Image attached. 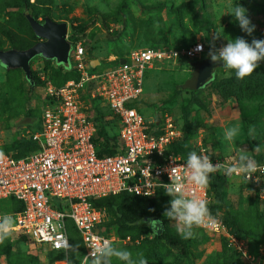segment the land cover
I'll use <instances>...</instances> for the list:
<instances>
[{
  "label": "rangeland",
  "instance_id": "374dc122",
  "mask_svg": "<svg viewBox=\"0 0 264 264\" xmlns=\"http://www.w3.org/2000/svg\"><path fill=\"white\" fill-rule=\"evenodd\" d=\"M235 4L247 9L255 25L252 35L244 32L235 18L228 15L230 6ZM24 11L38 22L49 18L66 23L68 42H81L86 58L98 61L99 70L107 68L112 57L137 48L204 43L208 51L200 59L164 62L147 72L138 109L148 120L163 112L172 115L184 125L192 151L203 149L211 157L237 158L241 148L248 154L258 153L250 148L253 142L264 155V61L259 62L256 72L242 80L237 79L234 72L218 66L210 81L200 88L193 87L198 68L210 60L208 53L213 46L219 49L237 37H243L250 44L253 39L264 40V0H0L1 51L14 49V46L27 49L39 42L33 37ZM87 22L84 35L71 36V26ZM216 35L221 38L216 39ZM57 67L70 71V67L55 61L33 58L30 84L22 70L0 66L2 143L7 145L15 139L18 144L20 131L41 115L45 107L46 83L59 85L65 80ZM232 85L237 87L236 94L221 96V93L227 94ZM244 86H248L249 94L253 95L247 97L248 89ZM246 119L255 122L246 126ZM236 124L240 125L241 133L229 146L224 140V130ZM217 185L222 201L216 212L243 231L241 236L250 258L228 251L219 236L194 229L196 235L191 239L189 264H264V236L261 235L264 220L257 222L250 213V205L257 198L255 191L235 177L225 176ZM258 207L264 214V207L260 204ZM165 218L177 233L175 223ZM140 233L133 242L135 247L127 245L131 241L120 247L134 255L142 252L148 264L181 262L178 250L153 238L145 229ZM63 261L51 262L46 250L18 234H13L0 246V264H63ZM114 264L121 262L114 261Z\"/></svg>",
  "mask_w": 264,
  "mask_h": 264
},
{
  "label": "built area",
  "instance_id": "2783aa9c",
  "mask_svg": "<svg viewBox=\"0 0 264 264\" xmlns=\"http://www.w3.org/2000/svg\"><path fill=\"white\" fill-rule=\"evenodd\" d=\"M197 45H203V51L197 52ZM207 51L202 42L137 48L123 57H112L107 68L95 70L81 42L71 43L68 67L77 73V78L60 87L47 82L41 115L20 131L19 141L31 143L35 150L16 158L17 149L6 153L0 140V216L8 213L15 217L13 234L46 251L64 253L58 244L65 237L70 243L73 227L81 240L83 256L100 238L110 239L116 246L126 245L131 241L129 237L119 239L114 234L99 233L108 217L92 201L121 193L154 197L164 192L160 183H171V168L182 177L189 196L207 200L211 209L214 199L208 188L201 190L188 182L184 168L187 160L171 149L183 139V125L166 112L148 120L138 109L147 72L164 62L200 59ZM94 102L100 103L110 112L108 118L117 122L116 154H97L93 142L96 127L89 112ZM202 151L208 155L203 149L195 152ZM209 157L214 165L221 163L225 167L237 162L235 157ZM257 164L264 165V161ZM216 174L226 176L224 169ZM230 177L239 178L253 189L264 207V174L258 171L250 181L242 174ZM16 203L21 204V209L14 207ZM218 218L216 229H197L219 236L227 248L249 259L245 240L232 233L220 215ZM82 261L83 257L80 264Z\"/></svg>",
  "mask_w": 264,
  "mask_h": 264
},
{
  "label": "clouds",
  "instance_id": "9594fccd",
  "mask_svg": "<svg viewBox=\"0 0 264 264\" xmlns=\"http://www.w3.org/2000/svg\"><path fill=\"white\" fill-rule=\"evenodd\" d=\"M228 15H232L239 23L240 28L248 35H252L255 31V25L252 24L248 17L247 9L235 4L231 5ZM220 39V35L215 36ZM197 52L203 51V45H197ZM208 56L213 64H220L229 73L234 72L237 79L250 77L259 67V62L264 61V40L253 39L251 44L243 37H237L235 40H229L227 44L216 49L214 46L209 51ZM252 129H250V134ZM241 133L239 124L224 130V140L229 146L233 143L236 137ZM255 152L260 151L257 146ZM3 153L0 152V158ZM185 168V177L195 187L203 190L207 189L210 184V175L224 169L226 176L243 175L246 180L250 181L258 171L264 174V165H259L248 154V151L241 148L237 162L231 166L225 167L221 163L213 164L209 155L203 151L197 154L192 151L188 154ZM171 183H160V187L164 189L166 195L171 197L170 207L166 208L164 215L175 222L177 233L184 240L195 238L194 229L203 228L207 230L216 229L219 224V213L213 215L208 201L196 197L189 196L186 191V185L182 182V177L177 174L175 168L169 170ZM16 220L12 214L5 213L0 216V244L5 240L10 239L13 235ZM158 223V222H154ZM58 247L64 249L66 259L63 264H71L67 254H79V245H72L67 238L62 239ZM90 252L83 256L82 264H114V261H119L121 264H148L147 258L142 252L135 255L124 248L115 246L110 239L100 238V242L89 246Z\"/></svg>",
  "mask_w": 264,
  "mask_h": 264
},
{
  "label": "trees",
  "instance_id": "16d2710c",
  "mask_svg": "<svg viewBox=\"0 0 264 264\" xmlns=\"http://www.w3.org/2000/svg\"><path fill=\"white\" fill-rule=\"evenodd\" d=\"M87 25L88 22L80 25L71 26L70 27L71 36L78 37L84 35ZM33 37L36 38L34 34ZM75 42L77 41H73L72 43ZM190 43H194V42H189L187 44ZM187 44H185L184 46H186ZM14 49L24 50L26 48L24 47L19 48L17 46H14ZM124 55L115 56V57H123ZM97 68L98 67H96L95 70ZM58 72L65 75V80L59 85H54L56 87L62 86L69 79L77 78V73L75 71H71V70L65 71L63 68H58ZM244 87L248 89L246 90L247 97L253 95V93L249 94L250 88L248 86H244ZM236 89H237L236 85H232L230 87V90H227L228 92L226 91L227 94L221 93V96L225 98L234 95L237 92ZM90 107L91 109L89 110V112L92 113V120L96 127V135L94 136L93 142L96 145L97 154L98 155L116 154L117 149L115 148L118 146V142H117L118 140H117L115 128L117 127V122L113 119L108 118L110 116V112L107 111L106 109H105L106 111H103L100 103L94 102ZM254 122H255L254 119L245 120L246 126L247 124H252ZM183 132H184L183 139L180 142L174 144L171 147V149L175 154L181 155L184 160H187L188 154L192 151V148L189 141L190 138L187 135L186 131L184 130V125H183ZM16 143L17 142H14L11 145H4L3 150L6 153H9L12 149H17V152L15 154L16 158L24 156L25 154L35 150V146L32 145L31 143L21 142V141H19L18 144ZM250 148L252 151L255 149V144L253 142H250ZM251 155L258 163L264 161V155L259 152L254 154L251 153ZM224 177L225 176L223 175L221 176L216 173L210 175V184L208 190L214 199V204L211 206L210 209L212 214H217L216 210L218 203L222 201V196L220 192L217 190L218 187L217 184L220 181H222ZM170 200L171 197L166 195L165 192H159L157 193L156 196L150 198L136 197L130 194L121 193L116 196H107L98 200H94L92 201V205L96 209L105 210L108 217L107 221L100 226L99 233L104 236H109L110 234H114L119 239H125L129 237L131 243L127 245H132L133 247H135L133 243L135 241V238H138L140 236L141 229H145L146 232L153 234V238L158 240H163L167 246L179 251L180 256L182 258L179 264H189L191 260L190 246L193 244V242L191 239L189 240L182 239L181 236L178 233L174 232L172 228L169 226L168 220L165 218L164 212L166 208L170 207ZM258 203H259L258 198H255V201L252 202L250 205V213L253 214L254 219H258L257 222L258 221L262 222L264 220V214L259 211L258 206L260 203L259 204ZM14 207L16 208L18 207L17 210H19L21 209V204L16 203L14 204ZM145 218L155 219L161 222L163 229L160 235H157L156 232L153 231L150 226L145 225L144 222ZM222 218L226 226L231 230V232L234 233L237 237L242 238L241 235L243 231L240 228H238L236 224L227 221L225 217ZM262 227L264 229V223ZM261 235L264 236V231L261 233ZM69 236H70V244L79 245V254L75 255L73 253H68L67 254L68 259L70 260L71 264H80L84 254V249L82 247L81 240L76 230L73 227L70 228ZM227 249L233 254L240 255L234 249H229V248ZM47 253L49 255V259L51 262L66 259V256L63 252L47 251ZM222 264H231V263H222Z\"/></svg>",
  "mask_w": 264,
  "mask_h": 264
},
{
  "label": "water",
  "instance_id": "95a60500",
  "mask_svg": "<svg viewBox=\"0 0 264 264\" xmlns=\"http://www.w3.org/2000/svg\"><path fill=\"white\" fill-rule=\"evenodd\" d=\"M24 17L33 34L40 41L26 50H0V66L6 69L22 70L26 80L32 84L30 61L35 57H41L68 67L71 44L67 40L68 27L66 23H57L49 18H45L43 22H38L28 11L24 12ZM123 62L124 60L121 59L120 63ZM98 65L99 62L96 60L90 63V67L93 69ZM218 66H223L222 62L220 64H213L210 60L205 61L194 80V89L200 88L210 81L213 77V71ZM144 222L146 226H151L157 235L161 234L163 227L160 221L145 218Z\"/></svg>",
  "mask_w": 264,
  "mask_h": 264
},
{
  "label": "flooded vegetation",
  "instance_id": "af4514ba",
  "mask_svg": "<svg viewBox=\"0 0 264 264\" xmlns=\"http://www.w3.org/2000/svg\"><path fill=\"white\" fill-rule=\"evenodd\" d=\"M39 41H40V40H39ZM195 64H196V67L199 66V65H198V62H196ZM196 69H197V68H196ZM196 69H195V70H196ZM200 69H201V67L198 68V73H199ZM150 227H151V226H150ZM151 229H152V228H151Z\"/></svg>",
  "mask_w": 264,
  "mask_h": 264
},
{
  "label": "crops",
  "instance_id": "0c3cea01",
  "mask_svg": "<svg viewBox=\"0 0 264 264\" xmlns=\"http://www.w3.org/2000/svg\"><path fill=\"white\" fill-rule=\"evenodd\" d=\"M15 142V139H14V141H12L11 143H7V145H11L12 143H14Z\"/></svg>",
  "mask_w": 264,
  "mask_h": 264
}]
</instances>
